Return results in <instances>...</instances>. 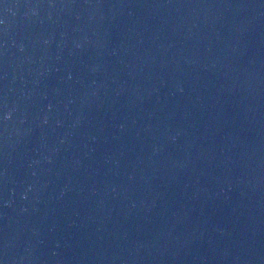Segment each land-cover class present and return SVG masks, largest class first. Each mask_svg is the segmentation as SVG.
Segmentation results:
<instances>
[{
    "label": "water",
    "instance_id": "water-1",
    "mask_svg": "<svg viewBox=\"0 0 264 264\" xmlns=\"http://www.w3.org/2000/svg\"><path fill=\"white\" fill-rule=\"evenodd\" d=\"M0 264H264V0H0Z\"/></svg>",
    "mask_w": 264,
    "mask_h": 264
}]
</instances>
